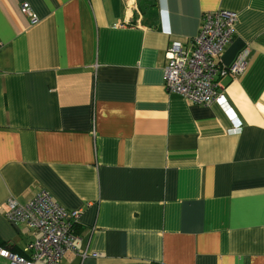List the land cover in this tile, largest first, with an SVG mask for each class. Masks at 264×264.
<instances>
[{
	"label": "crops",
	"instance_id": "0c3cea01",
	"mask_svg": "<svg viewBox=\"0 0 264 264\" xmlns=\"http://www.w3.org/2000/svg\"><path fill=\"white\" fill-rule=\"evenodd\" d=\"M218 9L238 14L221 63L247 51L222 79L230 113L164 81L168 47ZM42 188L83 208L59 264H264V0H0V244L13 252L35 231L6 201Z\"/></svg>",
	"mask_w": 264,
	"mask_h": 264
},
{
	"label": "built area",
	"instance_id": "2783aa9c",
	"mask_svg": "<svg viewBox=\"0 0 264 264\" xmlns=\"http://www.w3.org/2000/svg\"><path fill=\"white\" fill-rule=\"evenodd\" d=\"M21 11L32 17L28 2ZM238 14L227 9L207 11L202 16L199 32L190 45L174 40L167 49L165 88L202 105L219 102L227 108L223 77H234L245 72L248 66L247 51L242 52L230 65L219 60L221 53L235 36ZM233 130L242 126L233 118ZM5 215L11 222H21L35 231V237L24 247V254L13 252L0 244V264H59L65 253L77 250L78 236L75 224L83 208L68 210L56 202L50 192L42 188L26 202L10 197L6 201Z\"/></svg>",
	"mask_w": 264,
	"mask_h": 264
}]
</instances>
